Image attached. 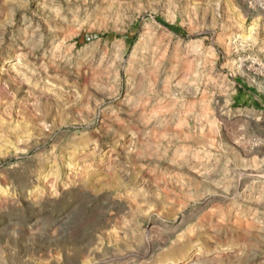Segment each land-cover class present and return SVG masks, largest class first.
Returning a JSON list of instances; mask_svg holds the SVG:
<instances>
[{
    "label": "rangeland",
    "instance_id": "1",
    "mask_svg": "<svg viewBox=\"0 0 264 264\" xmlns=\"http://www.w3.org/2000/svg\"><path fill=\"white\" fill-rule=\"evenodd\" d=\"M0 264H264V0H0Z\"/></svg>",
    "mask_w": 264,
    "mask_h": 264
}]
</instances>
